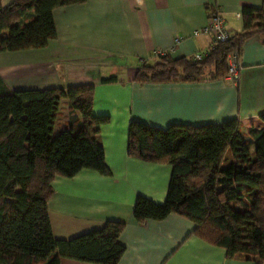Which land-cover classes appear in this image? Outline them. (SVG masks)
<instances>
[{
  "label": "trees",
  "instance_id": "16d2710c",
  "mask_svg": "<svg viewBox=\"0 0 264 264\" xmlns=\"http://www.w3.org/2000/svg\"><path fill=\"white\" fill-rule=\"evenodd\" d=\"M85 0H13L0 4V52L43 48L56 37L53 10ZM243 27L216 43L199 60L164 55L142 64L138 84L201 82L226 76L228 58L239 59L244 42L264 38V10L243 6ZM115 77L102 78L103 82ZM93 85L9 90L0 80V264H62L63 259L117 264L125 225L109 220L70 239L53 236L47 208L56 177L82 169L110 171L99 140L107 116L92 113ZM61 102L67 126L53 134ZM261 119L264 120V114ZM227 151L230 162L221 163ZM127 154L167 163L171 174L165 201L138 195L137 223L176 213L193 224L192 234L218 246L227 258L264 261V127L236 118L220 123L172 124L166 128L129 123Z\"/></svg>",
  "mask_w": 264,
  "mask_h": 264
},
{
  "label": "crops",
  "instance_id": "0c3cea01",
  "mask_svg": "<svg viewBox=\"0 0 264 264\" xmlns=\"http://www.w3.org/2000/svg\"><path fill=\"white\" fill-rule=\"evenodd\" d=\"M13 0H0L6 6ZM243 6L264 10V0H85L55 8L56 37L43 48L0 52V80L9 90L93 85L92 113L107 116L99 140L109 175L82 169L56 177L47 208L53 236L70 239L101 228L106 221L125 223L118 241L124 252L117 264H256L192 234L194 224L170 213L142 224L133 218L138 195L165 201L171 174L167 163L127 154L129 123L166 128L172 124L220 123L236 118L242 125L264 127V38L244 42L237 82L224 77L201 82L138 84L142 64L156 52L192 58L216 43L199 33L217 11L230 35L242 30ZM2 32L0 35H5ZM115 80L103 82L102 78ZM67 126L65 104L53 134ZM62 264H94L63 259ZM258 264H264V261Z\"/></svg>",
  "mask_w": 264,
  "mask_h": 264
},
{
  "label": "built area",
  "instance_id": "2783aa9c",
  "mask_svg": "<svg viewBox=\"0 0 264 264\" xmlns=\"http://www.w3.org/2000/svg\"><path fill=\"white\" fill-rule=\"evenodd\" d=\"M139 2H140V0H137V3H139ZM199 33L212 34L214 43L225 42L230 37V33L225 26L224 19H223L222 15L217 11L213 12L210 15L208 22L206 23L205 26H203L200 30L194 31V35H197ZM207 52H208L207 50L204 52H198L193 56V59L199 60L204 55H206ZM164 55H165L164 52H156L155 53L156 58H161ZM240 70H241V65L238 62L236 56L235 55L229 56V58H228V70H227L226 76L224 78L230 82H237L238 78H239Z\"/></svg>",
  "mask_w": 264,
  "mask_h": 264
},
{
  "label": "rangeland",
  "instance_id": "374dc122",
  "mask_svg": "<svg viewBox=\"0 0 264 264\" xmlns=\"http://www.w3.org/2000/svg\"><path fill=\"white\" fill-rule=\"evenodd\" d=\"M230 158H231V152L227 151L225 156H224V158H223V161H222L221 165L222 166L227 165L230 162Z\"/></svg>",
  "mask_w": 264,
  "mask_h": 264
}]
</instances>
